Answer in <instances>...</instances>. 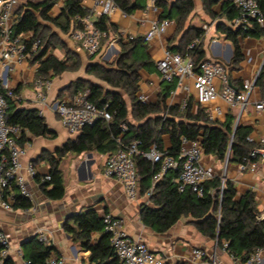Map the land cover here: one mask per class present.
I'll return each mask as SVG.
<instances>
[{
    "label": "trees",
    "instance_id": "trees-1",
    "mask_svg": "<svg viewBox=\"0 0 264 264\" xmlns=\"http://www.w3.org/2000/svg\"><path fill=\"white\" fill-rule=\"evenodd\" d=\"M57 0H28L16 8L18 13L15 23V33L21 34L32 31L33 39H40L42 47L34 59L40 60L37 76L52 79L65 71H75L81 67L79 56L66 47L63 40H57V33H46L49 24L55 25L65 34L81 27L80 18L88 13L82 5V0H66L58 15H52L51 10ZM119 7L127 13L145 8L142 0H116ZM221 0H203L205 12L217 20V31L224 34L233 45V56L229 62L222 61L231 71L237 68L244 58L241 39L244 37L260 38L264 36V26L255 20L246 28L232 27L222 18L232 22L238 14V9L230 0H223L220 9L215 6ZM264 13V0H257ZM161 8L159 18H173L182 32L177 46L170 47L172 51L189 54L195 61L196 68L201 61H205L204 48L205 30L195 26L184 28L187 17L195 9L194 0H157ZM96 24L103 30L114 33L117 29L108 23L107 15H101ZM195 39H201L194 48L188 45ZM57 40V41H56ZM110 38L102 40L107 44ZM121 42L115 66L90 64L87 72L97 76L109 88L99 83L79 78L69 87L71 95L79 91H88V97L98 108H107L112 114L110 121L102 118L92 125L82 128L75 139L68 140L56 155H50L48 161L51 179L41 184L45 195L50 199L59 200L65 196V182L60 167L61 157L67 153L81 154L87 151L100 153L113 152L117 148V138L128 142L133 139L140 141V148L146 151L154 143L161 147L164 135L170 138L169 153L177 156L180 153L182 138L197 140L201 143L205 154L214 155L219 163L227 160L228 164L239 163L249 153L256 142L248 140L251 127L238 124L235 129V115L231 112L224 120H212L201 106L196 112L192 111L191 102L185 109L180 104L168 105L167 98L175 89L176 82L163 80L162 89L155 102H143L139 99L140 68L154 64L143 37H135L129 42ZM60 46L65 51V57L59 58L52 51ZM47 56L46 58H44ZM95 57V55H92ZM264 95V65L257 80ZM241 87V86H238ZM13 95H19L18 88L13 89ZM8 122L21 128L19 142L27 139V135L54 138L56 132L50 129L45 118L35 108H22L16 104L13 96L8 97ZM131 117L133 120H131ZM139 171L140 192L145 194L151 186V180L158 165L153 164L142 154L136 157ZM176 172H168L158 182L150 203L142 204V222L157 232L168 231L181 217L190 216L197 229L212 240L217 239L218 245L227 243L226 250L245 261L252 252L264 248V218H260L255 193L248 190L237 197V190L233 181L225 180L222 193V180L216 176L205 186L203 195H197L191 190L179 191L173 181ZM14 208L30 209L32 201L19 191L14 193ZM74 225L66 223L65 230L72 239L78 242L82 250L90 251L86 264H119L110 242V236L104 230L102 215L93 206L82 209L73 217ZM0 264H15L11 255L1 256ZM57 255L55 246L44 244L35 237V243L25 254L26 264H45L48 258Z\"/></svg>",
    "mask_w": 264,
    "mask_h": 264
},
{
    "label": "built area",
    "instance_id": "built-area-1",
    "mask_svg": "<svg viewBox=\"0 0 264 264\" xmlns=\"http://www.w3.org/2000/svg\"><path fill=\"white\" fill-rule=\"evenodd\" d=\"M230 1L238 9L237 16L231 22L232 27L246 28L253 20L264 26V13L257 0ZM21 4L20 0H0V206L7 210L14 209L15 189L26 198L32 199L26 175L36 177L39 174L34 162L25 163L23 161L27 149L18 141L21 134L20 126L9 123L7 119L8 97L21 99L20 95H13L14 86L10 75L15 70L17 62L34 57L42 47L40 39H33L34 34L15 33L16 8ZM118 8L116 0H93L88 13L80 18L81 27L70 33L72 40L90 55H98L103 51L105 44L103 45L102 40L104 38H110L108 46L122 39L133 40L135 36L130 33L124 31L112 33L101 29L92 18L94 12L100 15H110ZM144 11H151L157 15L156 18L150 19V26L143 35L147 43L157 36L166 34L169 27L176 24L173 18H159L161 8L157 5V0H147ZM123 14L128 13L123 10ZM200 42L201 39H195L188 45V48L192 49ZM157 67L163 80L176 82L173 92L181 89L185 93L180 103L181 109H185L192 99L196 98L197 102L202 105L222 99L228 107H239L243 110L250 101L259 74L252 80L244 81L241 87H235L231 83L227 66L222 61L208 58L201 61L196 68L195 61L189 54L172 51L169 47L164 49L162 57L157 61ZM51 85L52 79L49 78L37 76L34 80L40 115L49 105L48 90ZM139 99L148 102L149 96L139 93ZM51 108L58 114L62 125L71 134H79L83 127L94 124L99 118L107 122L112 119V114L107 108H98L89 99L86 90L51 103ZM256 108L263 110L264 100L257 102ZM214 111L215 115L223 113L219 106H216ZM213 116L209 114L210 119ZM248 140L256 142L257 145L251 148L238 166L241 171L255 172L258 170L259 163L264 162V131L257 138L248 136ZM141 154L153 164L158 165V169L152 176L151 186L144 194L147 199L153 195L158 182L164 178L166 173L173 171L176 172L173 181L181 192L189 189L197 195H203L206 184L216 176L222 180L220 192L223 191L227 179V160L221 172L214 165L205 163L203 161L205 153L199 141L183 137L180 153L174 156L169 153L167 146L161 147L154 143L148 150L143 151L138 139L126 142L118 137L116 150L106 153L103 175L119 182L130 199H135L140 191L136 157ZM46 179H51L50 174L44 175L43 180ZM102 218L104 230L110 236V242L119 264H168L166 258L154 252L145 240L133 237L128 232L124 219L109 211L104 212ZM260 218H264V211ZM37 236L44 244L49 243L41 231L37 233ZM0 244L2 245L1 256L11 255L13 250L11 235L5 230H0ZM226 246V242L223 246H219L215 239L214 247L210 251L202 247H192L189 260L193 264H222L220 253L225 252L232 264H262L264 262V248L256 249L243 261L228 252ZM17 252L22 254L20 249H17ZM45 264L67 263L65 257L52 255Z\"/></svg>",
    "mask_w": 264,
    "mask_h": 264
},
{
    "label": "crops",
    "instance_id": "crops-1",
    "mask_svg": "<svg viewBox=\"0 0 264 264\" xmlns=\"http://www.w3.org/2000/svg\"><path fill=\"white\" fill-rule=\"evenodd\" d=\"M26 1L28 0H21V3ZM65 1L57 0L51 14L58 15ZM194 1L195 9L198 6V8L204 9L203 0H200V3H198L199 0ZM142 2L146 4L147 0H142ZM221 2L215 6L217 10L220 9ZM82 5L90 9L93 0H82ZM16 14L18 16L17 11ZM100 16L96 12L92 14L95 21ZM156 16L151 11L145 12L144 8L136 9L124 15L120 7L112 14L107 15L108 23L114 25L117 29L114 33L124 31L135 37H143L150 26V19L156 18ZM221 20L231 26V22L226 18ZM215 21L217 22V20ZM193 26L202 28L199 22L194 23ZM215 30L217 31V26ZM217 32L222 36L220 38L215 37L208 45H204L206 57L229 62L234 52L233 45L230 40L225 38L223 33ZM25 33L34 34L32 31ZM66 35L69 37L68 40L66 39L69 41L68 48L79 56L81 67L75 71H65L52 78V85L48 90L49 105L45 107L42 116L50 129L56 132V136L50 138L28 134L23 143L19 142L27 149L23 161L25 163L28 161L34 162L39 173L36 177L26 175L28 186L32 192V207L30 209L14 208L13 210H7L0 206V230H5L11 235L13 246L11 256L14 258L15 264H26L25 254L35 243V237L39 231L47 237L49 245L55 246L56 253L65 257L67 264H86L90 251L82 250L78 242H75L71 234L65 230V226L66 223L75 226L74 215L89 206H93L101 215L109 211L124 219L128 232L133 237L145 240L154 252L166 258L168 264H193L189 260L191 248L202 247L210 251L214 247V240L202 234L190 216L181 217L168 231L163 233L146 226L141 220L142 204L150 203V199H147L140 191L135 199L128 198L119 182L114 178L103 175L105 153L87 151L81 154L67 153L63 155L60 167L65 182L66 192L64 198L59 200L50 199L43 192L41 187L44 181L43 177L50 169L48 157L56 155L58 149L68 140L75 139L79 135L69 133L62 125L58 114L51 108V103L70 96L69 87L79 78L103 85L98 79H96L97 81L92 79L93 74L88 73L87 68L93 63L108 66V62L116 60L121 49V40L108 46L109 41L104 45V49L100 54L92 57L72 40L70 33ZM181 35L182 32L177 33L175 24L168 29L165 35L157 36L149 43L146 42L147 51L154 64L140 68L139 93L147 94L149 96L148 102H155L158 99L163 85V78L158 70L157 61L162 57L166 47L170 48L178 45ZM122 40L123 42L130 41ZM114 44L118 45L119 49L114 48ZM241 46L244 58L237 68L232 69L230 77L231 83L235 87L242 86L246 80L254 79L260 72L262 64H264V36L260 38L244 37L241 39ZM208 47L211 48L210 52L207 50ZM52 52L59 58L65 57L64 49L58 50L57 48L53 49ZM86 55H88L87 59ZM34 57L17 62L10 78L12 85L14 88H18L21 96V99H16V104L22 108H35L38 111L39 102L34 88V80L37 77L40 60H36ZM100 58H103V60ZM184 96L185 93L181 89L172 91L167 98V104H180ZM260 100H264V95L260 88L256 86L249 103L243 110L239 107H228L222 99L202 105L194 98L191 104L193 112H196L198 107L201 106L208 116L210 113L213 114L212 120L222 121L229 112L233 113L235 124L237 122L251 127L249 136L257 138L264 131V109L256 108V103ZM216 106L222 109V115H215L214 108ZM163 138L165 146L168 147L170 145L169 136L164 135ZM203 161L214 165L216 168L221 164L214 155L210 154H205ZM227 178L234 182L237 197L248 190L254 191L258 208L261 213L264 211V162L259 163L258 170L255 172L241 171L238 163L229 164L227 166ZM69 213L74 215L67 221L64 220V217ZM17 249L21 250V255L17 252ZM220 259L222 264H232L231 259L225 252L220 253Z\"/></svg>",
    "mask_w": 264,
    "mask_h": 264
},
{
    "label": "rangeland",
    "instance_id": "rangeland-1",
    "mask_svg": "<svg viewBox=\"0 0 264 264\" xmlns=\"http://www.w3.org/2000/svg\"><path fill=\"white\" fill-rule=\"evenodd\" d=\"M21 1V0H20ZM221 1H223V0H221ZM198 3H200V0H199V2ZM199 7V6H198ZM196 8L188 17H187V19H186V21H185V23H184V28H187V27H189V26H192L194 23H196V22H199L200 24H201V27H202V29H204L205 30V35H204V45H208L210 42H212V40L215 38V37H218V38H220V36H222L220 33H218L215 29H216V24H217V22L215 21V20H212L211 19V17L207 14V13H205V10L203 9V8ZM204 26L206 27V28H204ZM171 27H173V26H170L169 28H171ZM176 29H177V33H180L179 31H178V26H177V24H176ZM50 32H56L57 33V40H63L65 43H66V47L68 48V43H69V41H67L68 39H69V37L65 34V33H63L62 31H60L55 25H50L49 26V29L46 31V33L48 34V33H50ZM165 35V34H164ZM67 39V40H66ZM56 40V41H57ZM67 41V42H66ZM58 48V50H60L61 49V47L60 46H58V47H56L55 49H57ZM114 48H117V49H119V46L118 45H116V44H114ZM208 52H210L211 51V48H209L208 47ZM88 58V55H86V59ZM100 59H102L103 60V58H100ZM108 65H112V66H115L116 64L114 63V61L112 60V62L110 61V62H108ZM93 77H92V79L93 80H96V79H98L102 84H103V86L104 87H109L105 82H103V81H101L97 76H95V75H92ZM97 81V80H96ZM182 102V101H181ZM131 120H133V118L131 117ZM134 121V120H133ZM224 163L225 162H223V163H221V164H219V167L217 168V170L218 171H223L224 170ZM227 166H229V164L227 165Z\"/></svg>",
    "mask_w": 264,
    "mask_h": 264
},
{
    "label": "water",
    "instance_id": "water-1",
    "mask_svg": "<svg viewBox=\"0 0 264 264\" xmlns=\"http://www.w3.org/2000/svg\"><path fill=\"white\" fill-rule=\"evenodd\" d=\"M264 63V62H263ZM263 65L264 64H262V67H263ZM261 67V68H262ZM237 126H238V123L236 122V124H235V129L237 128ZM74 214L73 213H69L68 215H66L65 217H64V220H68L69 218H71L72 216H73Z\"/></svg>",
    "mask_w": 264,
    "mask_h": 264
}]
</instances>
